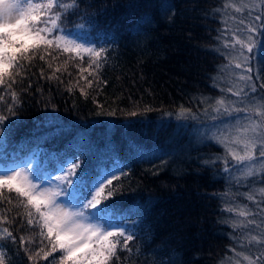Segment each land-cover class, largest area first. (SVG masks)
Wrapping results in <instances>:
<instances>
[{
	"label": "snow or ice",
	"instance_id": "snow-or-ice-1",
	"mask_svg": "<svg viewBox=\"0 0 264 264\" xmlns=\"http://www.w3.org/2000/svg\"><path fill=\"white\" fill-rule=\"evenodd\" d=\"M81 3L82 0H0V203L11 205L0 208V264H38L39 260L47 264H137L135 257L142 254L138 232L144 221L143 210L139 206L121 209L114 201L127 191L123 183L114 181L129 177L130 172L126 170L129 166L117 157L107 131L105 146L99 150L87 136L76 138L62 153L52 156L38 147L28 156L20 155L21 146L9 149L10 138L19 125L22 94L33 89L32 69L37 66L32 61L37 56L51 69L49 74L39 66L37 80L55 82L57 91L64 83L63 73L61 67H53L48 57L55 61L60 54H67L64 71L70 61L79 60L75 65L80 73L77 87L80 80L88 88L94 82L97 88L107 83L101 74L112 59L110 45L114 41L102 36H98L100 42L80 39L91 36L98 28L97 14L89 11L90 5L81 7ZM230 9L242 15L233 16ZM213 12L220 14L225 24L217 30L220 47L215 51L226 63L219 66L223 75L213 77V87H219L221 95L199 97L203 105L197 110L199 115L180 106L176 118L202 125L193 126L197 142L211 140L223 147L224 155L216 160L223 164L221 171L230 188L222 195L231 200L243 197L249 202L225 201L222 211L231 215L221 222L230 225L235 243L229 248L232 255L221 264H264V0H222V6ZM227 20L243 28H229ZM228 32L231 40L225 38ZM240 32L246 35H238ZM257 64L259 68L254 70ZM233 68L243 71L234 73ZM89 76L93 79L89 80ZM66 90L71 94L73 87ZM79 90L81 96L88 97L84 88ZM35 91L42 92V86L37 84ZM93 103L97 101L93 99ZM46 107L56 110L50 101ZM97 107L101 109L98 114L115 117L120 112L141 119L155 110L146 106L143 111L116 108L104 112L102 105L97 103ZM201 115L207 123L200 120ZM137 122L126 119L123 126L132 128ZM116 126L113 123V128ZM57 134L62 133L57 130ZM48 135L34 137L37 145ZM128 151L140 160H151L156 155L132 141ZM39 159L55 160L54 170L41 168ZM165 163L162 160L161 166ZM202 163L211 167L215 161L206 159ZM152 174L157 175L158 170ZM232 182L247 191L232 192ZM5 190L14 193L15 199L5 196ZM17 208L23 211L14 212ZM13 250L15 256L9 258ZM122 252L128 255L122 257ZM156 255L152 264H173L163 259L165 254Z\"/></svg>",
	"mask_w": 264,
	"mask_h": 264
},
{
	"label": "trees",
	"instance_id": "trees-1",
	"mask_svg": "<svg viewBox=\"0 0 264 264\" xmlns=\"http://www.w3.org/2000/svg\"><path fill=\"white\" fill-rule=\"evenodd\" d=\"M89 5V11L97 14L98 28L91 36L80 39L100 42L98 36H102L104 40L114 41L110 45L112 59L101 74L107 83L97 88L94 82L93 87L88 88L85 81L80 80L77 87L80 73L75 65L79 60L70 61L64 71L67 54H60L55 61L48 57L53 67H61L63 73L64 83L57 91L55 82L37 80L39 66L51 73L48 64L37 56L32 61L37 66L32 69L35 72L33 89L22 94L19 125L10 138L9 149L21 146L20 155L28 156L38 147L52 156L62 153L76 138L87 136L99 150L105 146L107 131L117 157L129 166L126 170L130 172L129 177L114 181V184L123 183L127 189L114 201L121 209L139 206L143 210L144 221L138 232L142 254L136 255L137 264H152L158 258L157 253L165 254L163 259L173 264H221L226 256L232 255L229 248L235 243L232 228L221 222L231 215L222 211L225 201L249 202L243 197L231 200L222 195L230 188L226 174L221 171L223 164L216 160L224 155L223 147L213 141L197 142L193 126L202 125L178 120L176 113L184 106L199 115L197 110L203 108L199 97L221 95L219 87H213V77L223 75L219 73V66L226 63L215 51L220 47L217 30L225 24L213 9L221 7L222 0H82L81 7ZM231 22L232 25H227L229 28H243ZM225 38L231 40V32L226 33ZM258 68L257 64L254 70ZM232 71L241 73L243 69L233 68ZM37 84L42 86V92L35 91ZM68 86L73 87L71 94L66 90ZM14 87L19 90L18 85ZM80 88L89 93L87 98L81 96ZM93 99L103 106L104 112L116 108L125 112L143 111L146 106L155 110L147 112L142 119L120 112L111 117L98 114L101 109ZM48 101L55 105V111L46 107ZM50 118L54 119L50 121ZM126 119L139 122L125 128ZM200 120L208 122L202 115ZM113 123L117 125L115 128ZM184 124L188 127H179ZM57 130L62 134H57ZM45 134H49L47 139L37 145L34 137ZM129 141L142 145L146 152L155 153V157L151 160L134 158L128 151ZM206 159L215 164L204 165L202 161ZM162 160L166 163L161 166ZM39 165L51 172L56 161L39 159ZM157 170L158 174L153 175ZM237 189L247 191L246 187L232 182L231 191ZM4 195L15 199V194L6 190ZM6 206L11 207L6 201L0 203V208ZM8 256L14 257V250ZM38 264L47 262L39 260Z\"/></svg>",
	"mask_w": 264,
	"mask_h": 264
},
{
	"label": "rangeland",
	"instance_id": "rangeland-1",
	"mask_svg": "<svg viewBox=\"0 0 264 264\" xmlns=\"http://www.w3.org/2000/svg\"><path fill=\"white\" fill-rule=\"evenodd\" d=\"M231 15H233V16H236V17H239V16H241L242 14H239V13H235L234 11L231 13V12H229ZM234 13V14H233ZM231 21H234V20H228V21H226V24L227 25H232L233 23L231 22ZM234 22H236V21H234Z\"/></svg>",
	"mask_w": 264,
	"mask_h": 264
}]
</instances>
